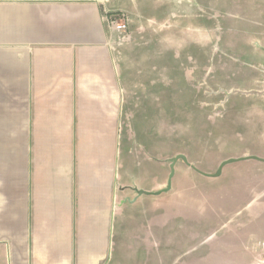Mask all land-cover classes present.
Masks as SVG:
<instances>
[{
	"label": "crops",
	"instance_id": "0c3cea01",
	"mask_svg": "<svg viewBox=\"0 0 264 264\" xmlns=\"http://www.w3.org/2000/svg\"><path fill=\"white\" fill-rule=\"evenodd\" d=\"M121 10L0 0V264H227L237 241L210 233L227 204L197 202L185 171L187 187L174 170L152 193L161 162L133 160L120 135L144 62L109 24Z\"/></svg>",
	"mask_w": 264,
	"mask_h": 264
},
{
	"label": "rangeland",
	"instance_id": "374dc122",
	"mask_svg": "<svg viewBox=\"0 0 264 264\" xmlns=\"http://www.w3.org/2000/svg\"><path fill=\"white\" fill-rule=\"evenodd\" d=\"M106 2L122 9L111 16L130 19L126 44L144 46L132 57L144 62H130L142 98L126 101L120 134L133 160L157 156L166 186L177 154L210 174L228 158H264V0ZM175 171L180 189L188 180L179 172L192 174L197 202L227 204L210 232L237 241L227 264H264V162L227 163L212 177L179 159Z\"/></svg>",
	"mask_w": 264,
	"mask_h": 264
},
{
	"label": "water",
	"instance_id": "95a60500",
	"mask_svg": "<svg viewBox=\"0 0 264 264\" xmlns=\"http://www.w3.org/2000/svg\"><path fill=\"white\" fill-rule=\"evenodd\" d=\"M181 159L186 165L190 166L192 169H194L196 172L200 173L201 175H204V176H212V177H215V176H218L223 168L224 165H226L227 163H231V162H235V161H240V160H245V159H255V160H259V161H262L264 162V158H261V157H258V156H254V155H251V156H244V157H239V158H228L226 160H223L216 172H214L213 174H210V173H206V172H203L199 169H197L195 166H193L191 163H189V161L187 160L186 156L183 155V154H177L176 156H174L172 159H171V162H170V165H169V168H170V172L168 174V178H167V182H166V186L158 191V192H152L154 194H159L161 192H166L168 191L170 188H171V179H172V176L174 174V170H175V163L177 162V160ZM139 194L141 193H145V194H148L149 192H146V191H141V190H138L137 191Z\"/></svg>",
	"mask_w": 264,
	"mask_h": 264
},
{
	"label": "built area",
	"instance_id": "2783aa9c",
	"mask_svg": "<svg viewBox=\"0 0 264 264\" xmlns=\"http://www.w3.org/2000/svg\"><path fill=\"white\" fill-rule=\"evenodd\" d=\"M109 24L112 28L119 32H126L127 30L126 18L123 15L119 18H117L116 15L109 17Z\"/></svg>",
	"mask_w": 264,
	"mask_h": 264
}]
</instances>
